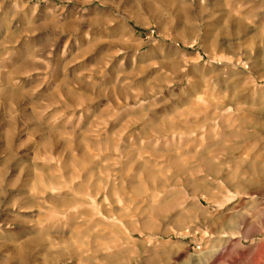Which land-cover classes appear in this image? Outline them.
Listing matches in <instances>:
<instances>
[{
	"label": "rangeland",
	"instance_id": "1",
	"mask_svg": "<svg viewBox=\"0 0 264 264\" xmlns=\"http://www.w3.org/2000/svg\"><path fill=\"white\" fill-rule=\"evenodd\" d=\"M0 264H264V0H0Z\"/></svg>",
	"mask_w": 264,
	"mask_h": 264
},
{
	"label": "bare ground",
	"instance_id": "2",
	"mask_svg": "<svg viewBox=\"0 0 264 264\" xmlns=\"http://www.w3.org/2000/svg\"><path fill=\"white\" fill-rule=\"evenodd\" d=\"M85 203V204H84ZM88 205L90 206L92 209V211H90L92 214H91V226L94 228V230L97 232L99 231L98 227H102V232L103 234H101V237L104 238L102 240H105L106 244H107V248L109 249H117L118 248V242H117V231H116V228H115V225H114V219H109L110 217L108 216H101V218L99 217V215H101L98 210H97V206L94 204V202L92 201H86L84 200L83 197H79L77 198V200L74 202V205L72 206L73 208V211H77V209H75L74 207H76L77 205ZM82 205V206H83ZM84 207V206H83ZM81 210V209H80ZM75 211V212H76ZM82 211H83V208H82ZM86 211V209H85ZM84 212V211H83ZM70 214V212H69ZM73 214V213H72ZM81 214V212L79 213ZM84 214V213H83ZM71 215V214H70ZM87 215V214H86ZM75 217H77V215H74ZM81 217V216H80ZM82 222V220H81ZM84 222V221H83ZM87 228V227H86ZM90 228V227H89ZM89 231V230H88ZM123 233V232H122ZM125 234V233H124ZM128 234V233H127ZM125 234V235H127ZM103 243V241H102ZM91 246V245H90ZM106 248V249H107ZM115 251V250H114ZM117 251V250H116Z\"/></svg>",
	"mask_w": 264,
	"mask_h": 264
}]
</instances>
